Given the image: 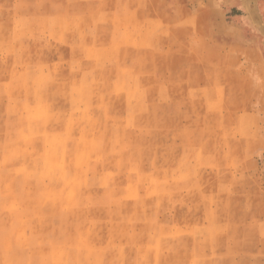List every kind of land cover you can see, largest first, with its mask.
I'll return each instance as SVG.
<instances>
[{"label": "rangeland", "instance_id": "rangeland-1", "mask_svg": "<svg viewBox=\"0 0 264 264\" xmlns=\"http://www.w3.org/2000/svg\"><path fill=\"white\" fill-rule=\"evenodd\" d=\"M0 264H264V0H0Z\"/></svg>", "mask_w": 264, "mask_h": 264}]
</instances>
